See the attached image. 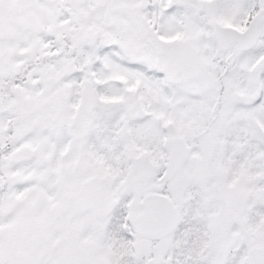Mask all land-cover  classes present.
Listing matches in <instances>:
<instances>
[{
	"label": "snow or ice",
	"instance_id": "1",
	"mask_svg": "<svg viewBox=\"0 0 264 264\" xmlns=\"http://www.w3.org/2000/svg\"><path fill=\"white\" fill-rule=\"evenodd\" d=\"M0 264H264V0H0Z\"/></svg>",
	"mask_w": 264,
	"mask_h": 264
}]
</instances>
